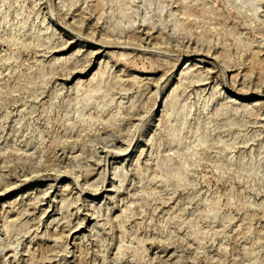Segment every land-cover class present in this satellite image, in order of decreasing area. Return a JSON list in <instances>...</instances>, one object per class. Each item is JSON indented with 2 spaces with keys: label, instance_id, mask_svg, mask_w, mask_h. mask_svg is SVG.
<instances>
[{
  "label": "rangeland",
  "instance_id": "obj_1",
  "mask_svg": "<svg viewBox=\"0 0 264 264\" xmlns=\"http://www.w3.org/2000/svg\"><path fill=\"white\" fill-rule=\"evenodd\" d=\"M0 264H264V0H0Z\"/></svg>",
  "mask_w": 264,
  "mask_h": 264
}]
</instances>
